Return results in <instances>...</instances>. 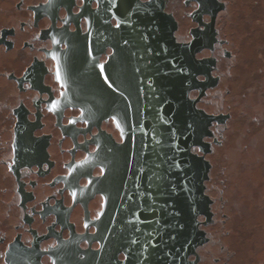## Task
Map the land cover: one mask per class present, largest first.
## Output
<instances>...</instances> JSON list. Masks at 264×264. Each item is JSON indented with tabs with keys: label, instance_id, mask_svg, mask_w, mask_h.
Here are the masks:
<instances>
[{
	"label": "flooded vegetation",
	"instance_id": "obj_1",
	"mask_svg": "<svg viewBox=\"0 0 264 264\" xmlns=\"http://www.w3.org/2000/svg\"><path fill=\"white\" fill-rule=\"evenodd\" d=\"M228 2L216 0L215 21L205 30L207 34L199 37L203 47L196 53V59L209 64L211 76L216 80L196 102V107L217 120L209 127L211 135L203 138L209 152L200 154L210 163L204 193L211 200V218L205 217L199 229L207 238L195 248L199 259H192L194 253L188 255L195 264L231 263L235 250L231 244H222L220 238L227 215L222 213L225 218L222 223H218L217 215L224 208L233 214L246 211L245 192L236 184L241 179L239 171L227 177L226 182L221 180L223 193L217 209L210 194L214 166L209 156L215 153L214 146L222 144L232 115L229 108L239 106L247 118L261 120L255 109V97L260 99L256 91L227 99L229 87L217 90L223 78H231V70L237 67L241 55L240 48L231 45L226 31L230 23ZM162 4L164 12L176 22L177 42L184 43L190 38L189 29L198 23L186 15L195 0L187 7L184 0H162ZM95 11L96 0H84L83 4L81 0H0V264H52L53 260L56 264H78L81 255L91 258V264H135L131 258L123 259L122 246L126 245L113 241L120 234L122 238L129 236L125 221L122 232H118L114 219L133 217L106 215L108 199L100 189L105 175V172L101 175V150L112 141L121 144V132L110 116L98 113L96 108L93 113H86L72 102L67 97V88L56 76L58 66L68 68L67 56L73 50L84 60L89 57L85 32L88 25L84 21L86 16L92 19L90 13ZM66 16L69 22L64 24ZM94 37L95 59L89 58L95 65H105L110 80L136 75L135 66L127 65L120 72L118 65H113L108 55L113 50L111 36L108 43L102 41L99 45ZM53 38L58 43L54 44ZM96 69L91 72L92 78L97 79L93 82L94 95L102 86L112 92ZM198 77L203 78L199 81H206L203 75ZM133 84L127 81L121 87L128 91ZM116 85H119L117 81ZM198 93L191 90L189 97L195 99ZM94 100V107H101L98 98ZM53 105L55 110L50 112L48 109ZM216 105L217 109H211ZM217 150L220 152L221 148ZM141 181L144 189V180ZM132 182L125 179L122 193L125 202V193L132 191ZM133 199L140 203L135 194ZM128 207L134 210L135 206ZM100 213V219H96ZM139 216L152 219V215ZM105 236L107 241L103 239ZM46 248L49 251L44 252Z\"/></svg>",
	"mask_w": 264,
	"mask_h": 264
},
{
	"label": "snow or ice",
	"instance_id": "obj_2",
	"mask_svg": "<svg viewBox=\"0 0 264 264\" xmlns=\"http://www.w3.org/2000/svg\"><path fill=\"white\" fill-rule=\"evenodd\" d=\"M81 3L83 4L84 0H81ZM156 3L157 0H135L133 7L129 9L125 7L126 0H96V11L90 13L92 19L86 16L84 21L88 25L85 30L87 55L95 59L92 48L94 33L98 45L102 41L108 43L111 36L115 43L111 45L113 50L109 52V58L114 59L117 56V48L127 52L135 61L134 72L138 77L139 88L135 107L140 120L138 124L130 126L128 131L133 140V149L138 131L143 134L147 142L142 141L139 159L136 161L135 179L129 177V180L133 181L132 191L125 193L127 201L122 204L124 210L133 217L125 220L129 237L125 238L126 246H122L123 259L129 261L131 258L135 264H191L188 253L193 250L195 241L188 238V230L197 233L205 223L203 209L197 200L199 189L196 186L198 176L195 169L199 163L197 156L202 154L203 149L200 137L205 134L207 125L199 113L185 114L181 98L186 90L193 86L195 79H203L195 75L203 69L191 59L190 55L185 61L187 66L179 64L180 57L169 51L163 26L154 14L153 6ZM184 3L187 7L192 0H184ZM120 8L124 10L117 14ZM216 9V0H195L194 6L187 12V17L198 22L193 29H189L190 38L184 41L189 50L194 47L193 41L199 43V37L207 34L205 30L215 21ZM205 13L207 15H203ZM202 15L203 19H201ZM94 20H98L103 26L102 30L95 27ZM68 22L69 18L64 17L63 23ZM124 29L131 30L134 40L120 34ZM52 42L58 43L55 38ZM53 59H56L54 55ZM95 67L99 69L103 84L128 102L123 115L114 113L109 117L120 130L121 143H123L125 137L121 122L127 124L128 113L133 110V103L129 96L119 89L116 81L110 80L109 75L105 74L104 64H96ZM174 74L182 77L180 96H172L169 99L171 77ZM228 75L230 76L231 73ZM59 79V70H57V80ZM173 100L176 101V108L172 113L175 119L162 114L163 106L171 104ZM141 101H144L143 107ZM48 110L54 111L55 105L50 106ZM146 111L151 113L150 130H145L144 127V121L148 119L144 115ZM87 122L85 120L86 124ZM149 147L151 152L147 151ZM132 155L134 156L135 153L133 152ZM128 163L131 170V159ZM146 172L150 173L147 177L148 190H144L140 183ZM189 172L192 174L189 175ZM103 174L102 168L101 175ZM133 194L140 203L133 199ZM72 195L75 196L76 193ZM145 201L147 203H144ZM129 204L135 206L134 210L129 209ZM145 208L152 214V219H140L138 213ZM100 215L102 213L98 214L96 219H100ZM143 224H148L149 229L142 228L140 225ZM84 227L87 228L88 224ZM181 236H184L182 241L178 239ZM103 239L107 241L108 237L105 236ZM43 251L47 252L49 249ZM192 259L198 260V254L194 253ZM79 262L91 264V258L86 259L85 255H81L78 264ZM52 264H56V261L53 260Z\"/></svg>",
	"mask_w": 264,
	"mask_h": 264
},
{
	"label": "water",
	"instance_id": "obj_3",
	"mask_svg": "<svg viewBox=\"0 0 264 264\" xmlns=\"http://www.w3.org/2000/svg\"><path fill=\"white\" fill-rule=\"evenodd\" d=\"M135 0H126L125 7L131 9L134 5ZM155 9V16L158 21H160L161 25L163 26L167 47L171 53L176 54L180 59L178 60L179 64H183L185 66L186 58L188 55L191 56V59L195 61L198 65L201 66L203 71L195 73L196 76L203 75L206 78V81H199L195 79L193 81V86L188 88L184 93L183 97L181 98L184 103V111L185 114H195L199 113L201 118L204 119L207 127L205 134L200 137V144L203 146L202 153L206 154L209 152L208 144L203 140L205 136H210V125L213 121L217 120L215 116H211L206 114L203 110H200L196 107V102L204 95L205 91L213 87L215 85L216 80L211 76V68L209 64L203 60L196 59V53L203 47V41L199 38V43L193 41L194 47L189 50L185 43H179L175 37V30L177 28L176 22L174 18L165 13L163 10L162 0H157V3L154 4ZM123 8L117 10V14L123 11ZM96 28H103L102 25L98 22V20L93 21ZM119 31V30H116ZM125 38L133 39V34L131 33L130 29H124L121 33ZM118 39V37H117ZM112 44L115 43V40L112 39ZM74 49V48H73ZM117 56L113 59V65H118V71H125L126 66H135V61L128 56L127 52H122L121 49H116ZM127 57V59H124ZM65 64V63H64ZM67 69H63L62 65L57 67L59 70L60 79L59 81L65 85L67 88V97L72 101L75 102L78 106H80L86 113H93L94 109H97L98 113L106 114L111 116L114 113H119L123 115L126 109L127 101H124L122 97L119 96L118 93H113L105 88L99 87V89L95 92L94 95V86L93 82L97 79H93L91 72H94L96 69L94 62L87 57L85 60L84 58L78 56V54L73 50L71 56H67ZM65 66V67H66ZM65 71V72H64ZM191 71V69H189ZM68 72L76 73L73 76L69 75ZM57 76V71H56ZM181 80L182 77L179 74H174L171 77V86L169 88V99L172 96H180V87H181ZM116 81L119 83L118 87L121 91L128 95L130 100L133 103V110L128 113L127 124L121 122V126L124 129V142L121 144H117L114 141L107 143L104 148H102L100 155L103 158L102 167L104 169L105 175L102 178L100 183V189L103 194L106 195L108 201L105 205V214L106 215H117L123 216L129 214L128 211H125L122 207V204L125 202L122 200V193L124 190L125 179L129 178L130 176L135 179V172H136V161L139 159V153L141 152L142 141L147 142L142 133L139 131L136 134L135 138V148H132L133 140L131 139V134L128 131L129 127L133 124H138L140 120V116L136 112V103H137V90L139 88L138 84V77L137 74L132 77L129 76L128 79L126 78H118ZM133 82L134 86L129 88L128 91L123 89V83L125 82ZM191 90H198V96L195 99H191L189 97V92ZM95 97L98 98L97 104H101L100 106L94 107L95 104ZM144 101H141V107H143ZM176 108V101L173 100L171 104H167L163 106L162 114L163 116L172 117V113ZM216 106H212L211 109H217ZM145 116L148 117L147 120L144 121L145 130H150L151 128V113L145 112ZM190 142V141H189ZM219 146H214L215 153H212L209 156L210 162L213 164V171H212V179L210 181V194L215 198L216 204L215 208L219 207V198H220V186H219ZM111 150V151H109ZM151 152V147L147 150ZM135 153L133 156L132 153ZM202 156V158H201ZM131 159L132 165L131 170L129 169V160ZM187 159V157H185ZM197 159L199 163L196 166V173L198 176L197 181V188L199 191L197 192V200L200 204V207L203 209L202 215L206 217V220L211 218V211H210V198L204 193V182L209 178V171H210V163L204 158L203 155H198ZM128 169V170H127ZM126 170L128 172H126ZM192 173L189 172V175ZM150 173L146 172L143 176L144 180V190L147 189V177ZM142 183V181H140ZM146 187V188H145ZM145 203H147L145 201ZM138 215H152L146 208L139 212ZM218 223H220V213L217 215ZM143 220V219H142ZM125 219H114L113 225L116 226L118 232H122V227L124 226ZM144 229H149L148 224L140 225ZM124 230V228H123ZM214 230V229H213ZM220 230V229H219ZM129 237V236H128ZM188 238L193 239L195 241L193 245V250L188 253L192 254L195 252V248L201 244H203L207 238L205 237L204 233L200 230H197V233H192L191 229L188 230ZM221 238V235H220ZM179 240H183L184 236L178 238ZM113 241L118 245H124L125 238H122V235H118L116 238H113ZM179 246V244H177ZM195 264V262L191 263Z\"/></svg>",
	"mask_w": 264,
	"mask_h": 264
},
{
	"label": "rangeland",
	"instance_id": "obj_4",
	"mask_svg": "<svg viewBox=\"0 0 264 264\" xmlns=\"http://www.w3.org/2000/svg\"><path fill=\"white\" fill-rule=\"evenodd\" d=\"M227 7L230 23L226 31L241 55L231 78H223L217 90L229 87L227 99L256 91L260 99L255 97V109L261 120L247 118L239 106L229 108L232 115L219 146L220 196L221 180L226 182L239 171L241 179L236 177V184L242 186L247 199L245 212L233 214L225 208L220 212V223L225 219L222 213L227 215L221 227V243L231 244L235 250L230 264H264V0H230Z\"/></svg>",
	"mask_w": 264,
	"mask_h": 264
}]
</instances>
